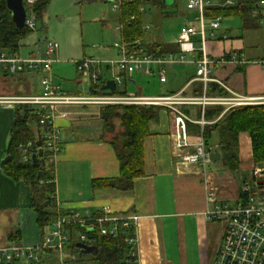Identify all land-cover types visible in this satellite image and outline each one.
<instances>
[{"label":"crops","instance_id":"1","mask_svg":"<svg viewBox=\"0 0 264 264\" xmlns=\"http://www.w3.org/2000/svg\"><path fill=\"white\" fill-rule=\"evenodd\" d=\"M84 1L88 0H80L78 4ZM104 19L103 24L107 25ZM255 20L256 18L253 20L249 17L244 19L241 17L238 25L231 24L222 27L221 24L219 33L226 34L228 40L210 43L207 51L210 57L218 59L228 53L243 55L249 62L248 64L242 68H236L230 62L224 63L213 70L212 77L225 85L229 92L241 98L264 99V24L259 25ZM113 29L115 30V27ZM43 42L44 40L41 41L39 38L29 42L26 38L21 42L19 52L26 56L34 50L35 45H42ZM160 43L166 44L161 41ZM59 56L58 46L54 55L55 60L58 61ZM110 60H102V62ZM72 63L74 65L75 61ZM103 69L107 71L106 68ZM164 73L166 81L158 82L163 85L169 84L173 88L157 95L146 96L157 97L178 92H183L186 96L201 95V93H196L199 83L193 81L195 72L190 64L166 67ZM154 75L157 77L155 71ZM35 76L39 75L23 73L0 80V97L27 96L18 94L16 85L23 89L29 88L30 96L37 95L36 92H40V86L37 89L33 88L32 81ZM102 76L103 72L97 85L104 86L108 81L103 82ZM127 80L131 85L136 84L133 75ZM12 81L17 84H13ZM79 82L81 83L82 80ZM86 82L89 86L86 91L87 95L84 96H91L90 92L95 86L89 81ZM57 85L68 96H83L65 90L61 84ZM139 93H143L140 87L136 94ZM225 93L229 96L226 91ZM12 108V106L0 105V213L9 212L7 220L5 217L3 219L6 223L0 226L3 228L0 230L2 231L0 248L7 246L3 245L4 239L8 244H33L36 242L34 236L32 237L34 241L31 242L32 239H28L26 232L27 229L32 230L31 234L37 231L36 218L30 210L29 186L22 181L8 178L2 169L9 141V132L7 134L5 129L8 124L6 113ZM184 109L193 120L199 119L197 107L189 106ZM224 109L217 119L226 113ZM99 112L100 106L91 104L89 106L62 105L56 107V114L65 115L63 119L55 120L61 132L62 145L60 152L50 159L55 168L53 175L55 176L54 204L57 213L73 212L83 220H89L93 219L96 214H104L103 208L107 207L111 212L109 216L112 217L136 215L138 218L135 245L138 256L137 264H187L188 256H194L193 253L200 254V264H212L221 242L223 225L206 222L203 218L206 208L204 181L207 180L218 187L219 197L230 201L235 200L238 188L243 181L251 179L252 171L255 168H264L252 162L251 140L248 134L240 133L237 137L238 170L229 171L219 160L208 164L203 174V171L196 166L184 163L180 157L181 152L173 150L172 116L166 110L159 109L158 119L149 124V135L143 142L145 175L135 179L134 187L127 192L112 188L94 189L93 181L115 179L119 176L115 154L111 146L101 139L103 124ZM189 135L197 137L199 134L190 133ZM210 141L207 149L210 154L217 153L216 134H212ZM20 195L26 200L25 204L22 202L20 207L26 206V208L19 209L17 205H12L17 197L20 199ZM51 255L48 254L44 258H49ZM67 256L68 254H66L67 259L70 258ZM58 259L57 256V263ZM17 263L27 264V262ZM42 264H47L46 260Z\"/></svg>","mask_w":264,"mask_h":264},{"label":"built area","instance_id":"2","mask_svg":"<svg viewBox=\"0 0 264 264\" xmlns=\"http://www.w3.org/2000/svg\"><path fill=\"white\" fill-rule=\"evenodd\" d=\"M186 10L191 14L186 19L185 26L178 33L177 51L154 56L147 52L142 40L127 43L120 37L119 43L114 42L112 48L116 51L115 60L103 61L92 58H84L75 61L74 66L79 77L87 79L93 86L101 79L103 68L111 74L115 82V93L104 91L101 95L68 96L61 91L59 85L53 81L51 66L53 57L57 52L58 44L55 41L45 40L42 45H35L34 50L26 56L20 52H9L0 49V80L23 74L34 73L39 75L40 93L33 96H6L0 97V105L12 106L27 105L35 108L36 130L34 141L19 147L21 162L30 161L31 155L36 153V142L40 141L42 155L50 159L56 156L62 145L61 132L55 123L57 118H64V114H56V107L82 105L89 106H151L166 110L173 120V150L179 151L181 160L189 165H194L200 170L212 161L210 152L202 139L201 132L197 137L188 133L187 126L195 124L199 128L210 122L204 120V108L207 106H222L227 111L232 107H245V105H258L264 103L260 98H241L212 77L213 70L224 63H231L236 68H242L249 62L243 55L228 53L220 59L210 57L207 46L210 43L227 41L226 34H220L223 17L208 15L212 8L224 9L235 6L234 0H183ZM36 0H23L26 17L24 26L32 33L36 31V21L31 13ZM112 10L118 12L120 0H112ZM264 0H256L250 13L256 18L259 25L264 24ZM144 9H140L142 13ZM133 20V17L128 21ZM128 21L125 23L127 24ZM122 24H117L115 30L120 34ZM143 30H149V26H143ZM190 64L194 68L195 79L193 81L201 85V95L186 96L183 92L157 97L143 96L139 94L117 93L122 85L123 78H131L137 72L146 76L157 73L158 81L164 83L166 76L164 69L173 65ZM128 81V80H127ZM128 83V82H127ZM213 83L221 86L229 96H208L207 86ZM111 93V94H110ZM195 106L198 108L199 119L193 120L183 110ZM264 168H255L252 177L243 181L237 191L235 200L230 201L219 197L218 187L209 181H204V197L206 208L203 218L206 222H215L223 225L221 242L216 250L212 264H264V194L255 193L257 189L264 190L261 184V173ZM55 201V197H54ZM103 217L99 219L83 220L75 213L59 216L41 236L38 244L24 246L23 244H8L0 248V264H12L17 262L40 263V256L55 254L58 256L57 264H75L71 258H66L64 248L69 239L65 231L68 225L98 224L100 236L116 238L119 230L132 229L134 236L126 237L124 243L131 248L129 257L136 259L135 245L137 231V216L127 215L112 217L109 208H103ZM103 223L109 225L103 226ZM78 244L90 247L92 240L83 234L78 235Z\"/></svg>","mask_w":264,"mask_h":264},{"label":"trees","instance_id":"3","mask_svg":"<svg viewBox=\"0 0 264 264\" xmlns=\"http://www.w3.org/2000/svg\"><path fill=\"white\" fill-rule=\"evenodd\" d=\"M51 0H36L31 13L35 21L40 20ZM99 1V0H88ZM256 0H238L235 7L224 9L212 8L208 15L227 17L238 15L244 18L254 7ZM250 7V8H249ZM157 9L161 13L165 10L164 0H120L117 12V23L122 24L120 37L124 42L132 43L135 40L144 39V18L140 9ZM165 14V13H164ZM133 17V20L128 21ZM128 21L126 24L125 22ZM32 32L27 28H17L7 10L6 0H0V49L9 52H19L21 42L30 36ZM147 52L154 55H162L177 51V44L164 45L152 43L144 45ZM101 85L91 90V95H101ZM199 88V89H198ZM196 93H200L201 85H198ZM208 96H226L225 91L213 83L207 86ZM111 94V93H110ZM14 108V119L9 131V141L6 148L8 160L2 164L4 174L14 180L22 181L29 186L31 191L30 210L35 215L36 226L40 236L46 228L51 226L59 216L57 213L54 194L55 176L53 163L49 157L42 155L37 157V162L32 164L21 162L19 147L34 141V133L30 128L31 123L37 121L35 108L27 105H17ZM185 111V109H183ZM223 111L222 106H207L204 108V120L211 122L219 117ZM159 109L151 106H102L99 117L102 121L103 141L108 143L116 157L119 166V176L115 179H103L93 181L94 189L112 188L122 192L132 189L135 179L145 175L144 172V139L149 135V124L158 119ZM188 133H200L206 147L210 145L212 134H216L218 141L217 153L221 155V164L229 171L238 170L239 158L237 154L240 133H247L251 140L252 162L254 165L264 166V104L245 105V107H232L227 110L215 122L203 125L189 124ZM261 184L264 185V170L261 173ZM103 214H96L93 219L102 218ZM103 223V226H108ZM65 231L69 234L68 242L64 248L66 254L75 264H137L136 259L130 258L131 248L124 243L126 237L134 236L132 229L119 230L117 237L100 236L98 224L68 225ZM83 234L92 240L90 247H95L97 253L92 256H84L76 247L78 235Z\"/></svg>","mask_w":264,"mask_h":264},{"label":"rangeland","instance_id":"4","mask_svg":"<svg viewBox=\"0 0 264 264\" xmlns=\"http://www.w3.org/2000/svg\"><path fill=\"white\" fill-rule=\"evenodd\" d=\"M237 3L238 0H234ZM80 0H51L43 17L37 20L36 31L27 37V40L33 41L39 38L41 41L52 40L59 46V58L58 61L53 57V64L51 66V73L54 76V83L61 84V86L71 93H79V95H87L88 88L87 79H82L74 69L72 61L82 60L84 58H92L96 60H110L116 59V51L112 48L113 43H119V33L113 28L117 26L116 12L112 11V0H99V1H84L78 4ZM165 10L163 13L157 9H144V27L149 26V30H143L144 39L143 45H149L152 43L164 42L172 45L175 43L178 37L179 29L186 24V19L190 18L191 14L185 8V2L183 0H164ZM237 4H235L236 6ZM233 6V7H235ZM250 8V7H249ZM260 10H264L261 8ZM165 13V14H164ZM249 18L254 20V17L248 10L247 14ZM105 17V19H104ZM237 17V18H236ZM240 16L230 15L223 17L222 27L228 25H238L240 23ZM103 19L107 21V25L103 24ZM256 21V20H255ZM253 21V22H255ZM23 48V47H22ZM26 53V51H24ZM154 76H146L137 72L133 75L136 84L127 83V78L122 79V85L118 87L117 93L136 94L137 89L140 87L143 89V95H157L160 92H164L173 88L169 84L163 85L158 82V78ZM111 74L103 69L102 81L111 79ZM82 80L80 83L79 81ZM77 81V83H76ZM13 84H17L12 81ZM33 88L37 89L39 86V76H35L32 81ZM16 92L20 95L30 96V89H23L21 86H15ZM33 89V90H34ZM39 90V89H38ZM37 94L40 92H36ZM9 109V107H6ZM7 134L9 132L11 123L14 119V109L7 111ZM32 130L36 129V124L33 122L30 124ZM56 166V163H55ZM55 171V168L53 166ZM25 186V185H24ZM258 195H263L264 190L257 189L255 192ZM21 196V195H20ZM24 196L20 199L14 200L12 205L20 207L24 202ZM26 208L21 206L19 209ZM9 210V209H5ZM9 212L2 211L0 213V226L6 222L4 217L8 218ZM28 216V221H29ZM24 222H26L24 220ZM36 226V223H35ZM3 229L2 227L0 230ZM30 229H27L26 235L28 239L36 241L33 244L25 243L24 246H33L38 244L41 239L39 230L33 234L30 233ZM2 231H0L1 234ZM34 236V240L33 237ZM30 242V243H31ZM8 245L7 240L4 239V244ZM2 245V246H3ZM194 256H188L187 264H200V254L193 253ZM208 254V253H206ZM68 254L67 257H71ZM84 256H89L85 255ZM57 256L53 253L51 257L44 258L40 256V263L46 260L47 264H56ZM22 264V263H17ZM27 264H38L29 262Z\"/></svg>","mask_w":264,"mask_h":264},{"label":"water","instance_id":"5","mask_svg":"<svg viewBox=\"0 0 264 264\" xmlns=\"http://www.w3.org/2000/svg\"><path fill=\"white\" fill-rule=\"evenodd\" d=\"M6 7L7 10L11 13V18L13 23H15V26L17 28H23L24 27V22H25V9L23 6V0H6ZM102 92L104 91H109L111 93H115V82L111 79L105 82L104 86L101 87L100 89ZM36 153L31 155V162L32 164H35L37 162V157L42 156V150L40 148V141L36 142ZM221 158V155L218 153H211L210 154V159L212 162H217ZM8 160V158H5V162ZM76 247L81 250V252L85 255H92L94 256L97 253V250L95 247H88L82 244H76Z\"/></svg>","mask_w":264,"mask_h":264}]
</instances>
